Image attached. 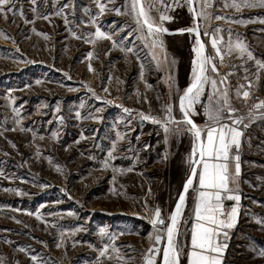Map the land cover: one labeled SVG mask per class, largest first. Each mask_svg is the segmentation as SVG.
<instances>
[{
	"label": "rangeland",
	"instance_id": "374dc122",
	"mask_svg": "<svg viewBox=\"0 0 264 264\" xmlns=\"http://www.w3.org/2000/svg\"><path fill=\"white\" fill-rule=\"evenodd\" d=\"M101 2L126 14L98 15L96 0H13L15 11L0 13L3 264H144L157 231L162 239L155 248H163L189 174L192 135L179 97L192 82L195 34L180 29L196 23L219 72L209 71V81L227 90L235 115L248 125L239 126L241 146L228 162L232 191L226 195L240 200L222 201L226 212L238 206L237 223L220 237L228 245L222 264H264V109H254L249 119L250 106L264 101V7L238 11L225 6L233 0H207L208 18L194 21L190 9L199 13L202 0H141L154 25L168 29L149 37L136 23L132 0ZM161 14L169 19L161 21ZM97 28L112 38L96 39ZM237 43L253 58L236 50ZM215 91L205 83L193 106L191 119L201 128L209 122L206 109L222 99ZM243 91H250L246 102ZM169 106L181 123L170 125L165 143L163 126L141 114L160 120ZM223 122L230 123L226 113ZM196 194L189 189L174 236L181 264L191 249ZM157 208L166 224L154 227ZM155 259L162 264V251Z\"/></svg>",
	"mask_w": 264,
	"mask_h": 264
},
{
	"label": "snow or ice",
	"instance_id": "6c2138e0",
	"mask_svg": "<svg viewBox=\"0 0 264 264\" xmlns=\"http://www.w3.org/2000/svg\"><path fill=\"white\" fill-rule=\"evenodd\" d=\"M36 0H32L35 4ZM109 3H114V0H108ZM163 3V0H159ZM195 0H188L189 4L194 3ZM96 6L98 8V15H103L106 11H115L117 15L126 14L122 12L120 8H108L107 5L101 0H96ZM155 5H149V9ZM208 6L207 0H202L201 10L199 13L195 12L192 8L190 11L194 13V21H198L201 18H208L205 12ZM226 7H233L236 10L247 7H264V0H240L239 3L233 0L231 5L226 4ZM68 7L67 4L64 5ZM13 0H0V13L5 14L7 12H14ZM131 12L136 18L137 24H143L147 27L149 37H156L160 33L167 32L168 29L155 26L154 22L145 10L141 0H132ZM58 15L60 13H57ZM21 15L23 13L21 12ZM47 19V17H44ZM216 19H224L222 16L215 17ZM169 19L168 16L161 14L160 20L164 21ZM264 22V21H262ZM181 32H187L189 34H195V46L192 51L196 54V59L192 61V82L188 88L184 90L183 95L179 97V108L182 114L183 123L189 125L187 129L192 135V147L191 152L186 160L189 166V174L183 183V190L178 193V201L175 205V210L171 213L169 220L170 223L166 225L167 243L162 249L155 248V245L160 244L162 235L157 231L152 240V244L147 250L144 257V264H158L155 259V255L162 251V264H181L182 250L178 246L174 239L177 232L178 218L182 215V209L185 206L187 193L192 188L196 191V197L194 202V222L191 229V249L187 252V264H222L221 257L227 244L221 242L220 237L227 238V232L225 229H232L237 223L238 218V206L232 207L228 212L225 211L222 201L225 196L228 200L239 202V195H226L232 191L229 187L230 182V170L229 161L232 158L230 153L233 149L237 151L241 146V137L243 133L239 130V126L244 124V117H238L235 115L236 109L229 103V96L227 90L222 93L218 89V82L216 80L209 81L207 73L209 71L219 75L218 69L212 57L205 55V45L201 42V33L199 31V24L196 23L193 27L186 29H180ZM219 31V29H217ZM207 35V32L204 33ZM96 39H111V35L105 34L99 28L95 32ZM47 38V37H45ZM94 43L95 41H86ZM153 46L156 45V39H153ZM211 46L215 50L216 55L223 61V55L220 48L217 45V40L211 41ZM235 49L242 55L247 54L249 59H252V53L248 51L241 43L235 45ZM233 46L230 44L228 51L232 52ZM131 51V49H128ZM92 53H88V57H92ZM264 67V65H261ZM89 71H93L89 66ZM211 83L215 91L214 95L222 99H218V106L212 110L206 109V115L208 116V123L203 128L196 125L191 119L193 114V106L199 101L200 96L203 94L205 83ZM39 83V81H38ZM219 83H226V78L222 79ZM244 86L241 85L242 89ZM249 88L252 84L249 83ZM107 91V89H105ZM241 95L240 90L237 91V96ZM242 98L246 102L250 98V91H243ZM209 99H213L210 96ZM264 109V101H260L258 104L252 105L249 108V119H251V113L253 110ZM128 112V109H124ZM171 106L165 109V115L162 119L157 120L155 117L142 115V118L147 120L151 119L153 123H157L163 126V130L166 134L165 143H167V134L170 131L171 124L179 125L180 120H177L172 114ZM227 114V119L230 123H224L223 119ZM79 116V113H77ZM206 137V138H205ZM113 151H115V145H113ZM111 157V152L109 153ZM237 163L235 166V173L239 175L240 165L238 163L239 156L235 157ZM105 167H107V161H105ZM198 179V187L196 181ZM153 226L165 225L166 222L161 218V209L157 208L154 212V219L151 221ZM103 232V229L101 230ZM60 246L59 244L57 245ZM23 251V249H21ZM101 256L106 253L102 251ZM264 256V251L260 253ZM36 257L33 256L32 260L36 261ZM0 264H3V260L0 259Z\"/></svg>",
	"mask_w": 264,
	"mask_h": 264
}]
</instances>
